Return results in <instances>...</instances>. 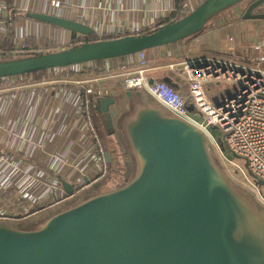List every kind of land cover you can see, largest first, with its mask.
Listing matches in <instances>:
<instances>
[{"label":"water","instance_id":"obj_1","mask_svg":"<svg viewBox=\"0 0 264 264\" xmlns=\"http://www.w3.org/2000/svg\"><path fill=\"white\" fill-rule=\"evenodd\" d=\"M244 3L243 27L264 31V0H203L149 32L107 40L84 23L28 12L29 20L90 40L2 60L0 80L182 43ZM93 110L101 132L121 147L123 181L92 184L21 220L0 219V264H264V202L228 173L204 131L156 99L134 103L119 89L96 96ZM102 147L110 163L115 142Z\"/></svg>","mask_w":264,"mask_h":264},{"label":"built area","instance_id":"obj_2","mask_svg":"<svg viewBox=\"0 0 264 264\" xmlns=\"http://www.w3.org/2000/svg\"><path fill=\"white\" fill-rule=\"evenodd\" d=\"M0 3L4 4L7 11L4 0H0ZM53 4L57 6V3ZM6 25L0 26V45L4 43ZM148 28H134L129 32L139 35ZM69 40L70 37L66 44ZM24 41L25 38L20 39L13 51L6 56L10 58L23 55L21 50ZM244 52V61L233 58L192 57L162 65H154L158 60L157 50L141 52L128 57L137 67L126 69L122 76L123 85L119 90L125 91L128 97L131 94L134 103H138L140 98L142 101L138 104L156 99L173 113L199 127L216 147L228 173L252 188L264 202L261 186L247 173L250 172L264 186V37L258 36ZM164 54L168 55L170 52L165 51L159 57ZM131 63L117 59L50 71L49 74H63V77L56 76L57 81L50 88L47 81L20 85L17 83L18 77L3 79L6 82L13 81L6 89L2 106L8 104L10 98V104L19 107L21 111L16 110L13 116L19 121V128L14 129L7 122L6 127L1 130L0 169H3V164L11 161L7 152L14 153L22 160L41 167L55 181H48L45 177L34 174L24 175L21 179L23 187L15 191L17 194L14 200L4 201L3 194L11 188L17 189V186L13 179L0 171V219L21 220L30 217L65 201L92 184L104 182L109 173V165L104 157L102 141L115 140L113 135H105L97 129L91 113L94 98L108 91L101 94V89L91 92V85L84 87L86 81L81 78L84 76L82 70L97 66L100 70L111 71L132 65ZM77 75L79 79H75ZM44 85L48 93L43 104L48 107H39L42 101L39 100V94L33 91ZM80 88L86 89L84 95H80ZM27 92L33 93L32 96ZM189 102L211 124L221 128L227 153L218 146L208 131V124L195 121L186 113ZM67 104L77 107L72 117L69 110L63 112V107ZM58 106L62 107V116L75 123L71 130L68 129V124L65 128L64 124L42 123L41 114L52 115ZM11 108L0 107V112ZM78 161L81 164L76 168ZM238 175L243 177L244 182L236 177ZM39 184L41 186L37 187ZM64 184L71 187L70 194L63 187ZM46 187L48 189H44ZM26 191L31 192V197L19 195ZM2 207H6V210H1Z\"/></svg>","mask_w":264,"mask_h":264},{"label":"crops","instance_id":"obj_3","mask_svg":"<svg viewBox=\"0 0 264 264\" xmlns=\"http://www.w3.org/2000/svg\"><path fill=\"white\" fill-rule=\"evenodd\" d=\"M180 2H176V0H13V11L22 14L19 18L18 22L19 25L23 28L22 29H14L15 35H21L24 32V29L30 28L32 32H47L50 33L54 38H56V42L58 43V39L60 36L65 37L67 40L69 35L65 34L64 32L51 28L50 26L40 24L29 20L25 17V14L28 12L33 13H44L59 17H65L68 19H72L74 21L84 23L90 26L93 31L96 33L98 39H102L103 37L111 38H118L123 36L132 35L130 34V29L134 28H142V27H149L151 28L155 21L160 18L169 17L172 12L174 15L183 16L188 14L192 11L197 5H199L203 0H179ZM53 3H57V6ZM4 4L0 3L1 12L4 13ZM8 12V11H7ZM179 13V14H178ZM8 16V14H7ZM242 21V20H241ZM244 23V21H242ZM10 25L8 23H1ZM244 30H249L250 36L252 40H255L259 35L264 37V31H260L257 29L256 33H252L249 27H243ZM29 32V30H28ZM256 35V36H255ZM63 42V41H62ZM59 44V43H58ZM171 47V46H170ZM166 47L164 50L168 49ZM158 52V51H157ZM220 52V51H218ZM198 56V55H197ZM194 56V57H197ZM192 58V57H191ZM123 62L131 63V58L122 59ZM132 64V63H131ZM129 66H131L129 64ZM51 73V72H50ZM58 77H63V74L56 73ZM49 75V73H48ZM80 77L77 75L75 79H79ZM27 80V81H26ZM28 83L35 84L34 82L30 81L29 79L23 80L20 85H25ZM92 88L90 89L91 92H97V89L91 85ZM101 94L105 91H111L109 89L104 90L100 85ZM33 93L39 94V100L42 101V104L39 107H48L46 104H43V101L47 97L48 90L46 89V85L43 87L36 88ZM31 92H27L29 96H32ZM142 97V96H141ZM11 99L8 98V104H4L2 107H12L8 111L3 110V119L0 121L1 129L6 127L7 122L10 126H14L13 128H19V121L14 116L15 111L17 110L20 112V108L10 104ZM54 107V106H50ZM61 106L57 107V110L53 112L52 115H48V113L41 114L40 119H42V123H57L59 125L64 124L66 128L67 124L69 125L68 129H72L75 127V123L71 121L70 118H64L62 116ZM77 107H70L67 104L63 107V112L67 110L70 111L71 117L73 116L74 111ZM13 112V114H12ZM6 115V119H4ZM70 123V124H69ZM10 154L11 161L8 164H3L0 171L1 173H5L13 179L15 182V186L18 191L23 187V181L21 180L24 175L27 174H34L37 177H45L48 181H55L52 175H49L48 172H45L41 167L38 165L35 166L22 160L21 158L14 155V153L7 152V155ZM81 162L78 161L76 163V168L80 166ZM52 167V166H51ZM55 167V166H54ZM20 177V179H17ZM41 186L40 184L37 185ZM44 189H48L47 187Z\"/></svg>","mask_w":264,"mask_h":264},{"label":"rangeland","instance_id":"obj_4","mask_svg":"<svg viewBox=\"0 0 264 264\" xmlns=\"http://www.w3.org/2000/svg\"><path fill=\"white\" fill-rule=\"evenodd\" d=\"M245 8H246V3L241 4L237 7H233L231 9L224 11L223 13L219 14L218 16L213 18L207 24V28L204 31V33L201 36H199L198 38H195L194 41H191L190 43L185 42V43L173 44V45H171V47L167 46L169 48L166 50H164L166 47L156 49L158 51L157 52L158 53V55H157L158 60L154 62V65H162V64H167V63H171V62H179V61H182V60H185L187 58H191V57H194L197 55H198L197 57L211 56L214 54V53H212V51L209 50L211 48L212 43H215V44H217V46H220V48H221L220 52L223 53L226 51L227 52L226 55L229 54L228 59L233 58L231 56L233 54V56L236 60L241 61L245 57V52H244L245 48L247 46L251 45V43L253 41L252 37L250 35H249L250 36L249 40L241 41V31H243V33L247 34V31L244 30L243 27H242L243 28V30H242V28L240 26V24L242 25L241 17H242V14H243V11ZM175 18H179V17L177 16ZM225 22L226 23L229 22L227 27L222 26ZM6 27H7V30L5 32V39L3 40L4 41L3 44L7 43L12 48L15 47V45L18 43V41L22 38L23 39L25 38V40L28 38L44 39L47 42L50 51L55 49L54 48L55 44H57V46L59 47L57 50H62V49L67 48V46H69V44H66L67 42L65 40V37L60 36L58 39V41H59L58 42L59 44H58L56 42V38H54L50 33L40 32V31L32 32V30L30 28H28L29 32L27 29H24V32L21 35H15L14 29H22L23 30V28L19 25L18 21L10 22V25H6ZM257 36H259V35H257ZM68 39H69V37H68ZM235 39H237V40H235ZM226 41H228L229 43L227 44ZM238 44H241V46L239 47V49H236V46ZM165 51H167V53L170 52V54H168V55L164 54L160 58L159 54L161 55V53H165ZM222 53H220V55H223ZM223 56H225V55H223ZM218 58H220V57H218ZM8 59H9V57L1 58V55H0V61L8 60ZM221 59H227V58H221ZM116 69H119V68H116ZM124 73H126V70L125 71H122V70L115 71V69H113L111 71H104V70H100L97 66H93L92 68H90L88 70L83 69L82 74H84V76L81 78H83L86 81V84L84 85V87H87L88 85H93L94 88L97 89V91H99L100 88L98 86L101 85L104 90H107V89L118 90L119 84H118L117 80L112 79V78L122 77ZM56 75L57 74H54V73L49 74V75H47L46 79L39 80V81H32L30 79L29 80L32 82H45V81H47L48 84L50 85L49 86V88H50L51 85H53L55 83V81H57V79H55ZM72 75H74V74H72ZM24 79H26V78H24ZM24 79L23 78H17V83H21ZM72 79H74V76H72ZM107 80L110 83L109 85L105 84V81H107ZM12 81L13 80L6 82L4 80H0V107H2L4 99L6 98V94H5L6 89L10 84H12ZM85 91H86L85 88L84 89L80 88L79 89L80 95H84ZM21 92H24V90H22ZM92 96H93V94H92ZM129 99L131 101L132 100L134 101V98L131 94L129 95ZM140 101H142V100L139 98L137 102L140 103ZM186 113L195 121L201 122L202 124H208V131L211 133V135L213 136V138L217 142L218 146L224 152L227 153V147H226L225 139L223 137V133H222V130L220 127H218L217 125L211 124L209 122V120L207 118H205L203 113L192 102H189V104L186 106ZM91 114H92V119H93L94 124L96 125L97 129L100 130V127L98 126V118L95 116L94 110L92 111ZM2 118H3L2 112H0V121ZM1 130L2 129L0 127V135L2 134ZM108 165H109V163H108ZM112 165H113V167L111 166L110 174L108 177L110 180V181H108L110 186L106 187L107 189L115 187L113 185L114 182H118V184H120L123 181V172H122V175H120L115 170V168L117 166L122 167V165H123L122 160H120L117 156H114ZM21 177L23 179V176H21ZM236 177L244 182V179L241 175H238ZM17 179H20V177H17ZM261 190H262L263 195H264V186H261ZM16 194H17L16 192H11V193L6 192L3 194L4 195L3 200L4 201H7V200L13 201L14 198L16 197ZM19 195H21V196L24 195L25 197H31V192L26 191L23 193H19ZM11 209H13V207ZM1 210H6V207H2Z\"/></svg>","mask_w":264,"mask_h":264},{"label":"trees","instance_id":"obj_5","mask_svg":"<svg viewBox=\"0 0 264 264\" xmlns=\"http://www.w3.org/2000/svg\"><path fill=\"white\" fill-rule=\"evenodd\" d=\"M5 4H6V9L8 11V16L6 18L3 17V14L0 13V22H4V23H8V22H16L19 20V18L22 16V14H19L18 12H12L13 11V8H12V5H13V0H4ZM176 2H180L179 0H176ZM237 7V6H236ZM179 14V13H178ZM182 17L183 15L180 14V15H174V13L172 12V14L169 16V17H166V18H160L158 20L155 21L154 25L151 27V28H148L145 30V33L146 32H149L150 30L154 29V28H157L159 27L160 25L162 24H165V23H168L169 21L173 20L174 19H178V18H175V17ZM229 23V22H228ZM228 23H224L222 26H225L227 27L228 26ZM241 28L243 27L241 24H240ZM243 30V28H242ZM247 31V34L243 33V31H241V41H245V40H249V30H246ZM204 32H202L201 34L195 36V37H192L182 43H185V42H191V41H194L195 38H198L199 36H201ZM256 36V35H255ZM103 40H107L108 37H103L102 38ZM90 39L86 38V37H79V36H76V35H73L72 37H70V40H69V46H67V48L71 47V46H75V45H80L82 43H85V42H88ZM228 40V39H227ZM237 40V39H235ZM229 41V40H228ZM226 41V43L228 44L229 42ZM241 46V44H238L236 46V49H239V47ZM54 50L50 51L49 50V47H48V44L47 42L44 40V39H36V38H28L24 41V45H23V48H22V53L23 55L21 56H14V57H10L9 59H16V58H22V57H28V56H33L35 54H38L40 52H43V53H46V52H55V51H59L57 50L59 47L57 46V44H55L54 46ZM14 48L10 47L7 43L6 44H3V45H0V53H1V58H7L8 56H6L7 53L13 51ZM66 49V48H65ZM231 49V48H230ZM229 49V50H230ZM210 51H212V53H214L213 55L211 56H208V57H220V58H227L229 57V54L226 55V51L225 52H218L221 50L220 46H217V44L215 43H212L211 45V48L209 49ZM220 53H222L223 55H220ZM231 55V54H230ZM233 58V54L231 55ZM238 58V57H237ZM8 59V60H9ZM235 59V58H234ZM236 60V59H235ZM245 60V57L241 60L243 61ZM238 61V60H236ZM134 67H137V64H132L131 66H124V67H121L119 69H115V71H119V70H122V71H125L127 68H134ZM90 69V68H89ZM88 70V69H86ZM95 70V69H94ZM50 71H44V72H38V73H32V74H29L27 76H20L18 78H27V79H30L32 81H39V80H43V79H46L47 78V75ZM112 79H115L117 80L118 84H119V89L122 88V85H123V77H115V78H112ZM105 84L109 85V81H105ZM104 86V85H103ZM105 87V86H104ZM106 88V87H105ZM120 160L121 158L118 157ZM113 167V165H111ZM116 167V166H115ZM114 167V168H115ZM116 172L120 175H122V172H123V165L122 167L121 166H117L115 168ZM113 172V171H112ZM58 180V179H57ZM107 181H110L109 178L106 177L105 179V182ZM118 184V182H114L113 185L116 186ZM62 186V185H61ZM108 186L109 183H108ZM11 192H15L14 188H11L10 191H8V193H11ZM11 196V195H10ZM3 198H4V195H3Z\"/></svg>","mask_w":264,"mask_h":264},{"label":"flooded vegetation","instance_id":"obj_6","mask_svg":"<svg viewBox=\"0 0 264 264\" xmlns=\"http://www.w3.org/2000/svg\"><path fill=\"white\" fill-rule=\"evenodd\" d=\"M115 145H116V150H115V155L114 156H117V157H120L121 158L122 150H121V147H120L118 141H116V140H115ZM113 157H112V161L109 163V173H108L107 178L109 177L110 168H111V165L113 164ZM103 184H104V188L108 187V181L105 182V180H104Z\"/></svg>","mask_w":264,"mask_h":264}]
</instances>
